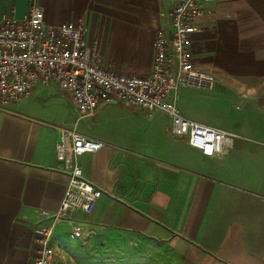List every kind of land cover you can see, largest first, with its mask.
<instances>
[{
	"label": "crops",
	"instance_id": "1",
	"mask_svg": "<svg viewBox=\"0 0 264 264\" xmlns=\"http://www.w3.org/2000/svg\"><path fill=\"white\" fill-rule=\"evenodd\" d=\"M32 4L47 23L85 21L105 67L144 75L174 0H0V17L22 18ZM195 21L192 60L215 84L181 87L177 105L237 133L234 146L206 156L170 134L162 112L101 105L76 128L103 143L78 159L102 195L90 213L72 212L83 238L69 236V221L54 225L52 264H264V0H211ZM210 107L218 123L202 116ZM74 118L53 83L0 102V264H34L33 227L66 184L56 126Z\"/></svg>",
	"mask_w": 264,
	"mask_h": 264
},
{
	"label": "built area",
	"instance_id": "2",
	"mask_svg": "<svg viewBox=\"0 0 264 264\" xmlns=\"http://www.w3.org/2000/svg\"><path fill=\"white\" fill-rule=\"evenodd\" d=\"M211 0H174L167 24L152 40L150 71L144 75L118 72L102 64L100 50L88 45L85 21L47 23L41 7L32 4L22 18L0 17V102L17 100L36 83H53L66 91L75 110L70 125L56 126L59 138L55 152L66 184L58 207L41 210L33 227L36 244L34 264H52L54 225L69 221V236L83 238L84 222L72 218L75 210L90 213L102 191L88 180L79 157L98 150L103 143L81 133L78 120L98 107L118 101L151 117L162 112L169 118L168 131L206 156H221L234 146L238 134L182 115L178 91L183 86L211 90L214 75L197 66L191 56V35L196 19L208 10Z\"/></svg>",
	"mask_w": 264,
	"mask_h": 264
},
{
	"label": "rangeland",
	"instance_id": "3",
	"mask_svg": "<svg viewBox=\"0 0 264 264\" xmlns=\"http://www.w3.org/2000/svg\"><path fill=\"white\" fill-rule=\"evenodd\" d=\"M99 38V41L98 42H101V37H98ZM102 57V55H101ZM53 97H57L59 99H61L60 97H64V96H60V95H54ZM65 98H63V101H64ZM220 102L216 101V104L220 105L219 104ZM212 105H215V103L212 102ZM178 106V105H177ZM202 112V116L203 117H209V118H212L213 120H215L216 122L215 123H218L219 120L221 118H223V115L220 114L219 112H217L216 110H213V107H210V108H207V109H204V110H201ZM225 116V115H224ZM146 118V117H145ZM147 119V118H146ZM76 239V238H75Z\"/></svg>",
	"mask_w": 264,
	"mask_h": 264
}]
</instances>
